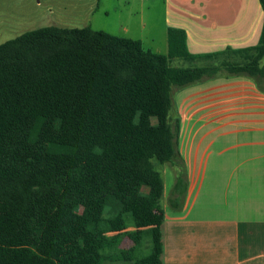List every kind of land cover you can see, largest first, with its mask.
<instances>
[{
  "label": "trees",
  "instance_id": "trees-1",
  "mask_svg": "<svg viewBox=\"0 0 264 264\" xmlns=\"http://www.w3.org/2000/svg\"><path fill=\"white\" fill-rule=\"evenodd\" d=\"M216 57L190 52L179 28L168 30L167 53L90 25L44 26L1 43L0 264H104L107 248L132 264H163L155 161L175 171L172 209L188 190L174 92L222 70L264 92V18L258 44ZM123 236L133 245L120 247ZM146 236L152 247L141 255Z\"/></svg>",
  "mask_w": 264,
  "mask_h": 264
},
{
  "label": "crops",
  "instance_id": "crops-1",
  "mask_svg": "<svg viewBox=\"0 0 264 264\" xmlns=\"http://www.w3.org/2000/svg\"><path fill=\"white\" fill-rule=\"evenodd\" d=\"M161 2L167 34L183 29L194 54L218 62L219 51L258 44L264 18L259 0ZM101 3L89 9L94 13ZM89 20L81 18L82 27ZM141 22L146 28L143 16ZM176 92L188 190L182 211L171 212L175 178L163 176V264H264V92L251 78L224 72Z\"/></svg>",
  "mask_w": 264,
  "mask_h": 264
},
{
  "label": "rangeland",
  "instance_id": "rangeland-1",
  "mask_svg": "<svg viewBox=\"0 0 264 264\" xmlns=\"http://www.w3.org/2000/svg\"><path fill=\"white\" fill-rule=\"evenodd\" d=\"M97 0H0V44L15 38L16 36L32 29L57 25L60 27H82L81 18H89V24H94L93 29H100L119 36H129L141 39L144 45L159 53H166L168 50V34L160 16L162 15L161 0H101V8L94 12L89 9L91 3ZM160 4V5H159ZM108 14H107V12ZM141 16L145 18L148 25L143 28ZM148 20V21H147ZM127 24L129 30L124 29ZM158 52V51H157ZM218 64V62H214ZM174 66H196L201 65L198 61H187L181 58L172 60ZM224 72V70H222ZM191 86V85H190ZM174 92V97H175ZM175 101V98H174ZM176 109L173 108L171 118H176ZM178 113V112H177ZM156 121L155 119L153 120ZM223 143V142H221ZM55 150L53 146L50 148ZM155 165L162 171L166 179L175 178V171L172 167L160 164L155 161ZM169 169V177L164 175V171ZM175 181V179H174ZM172 182V184L174 183ZM167 184V182H166ZM115 199L109 200L104 215H110V210L116 205ZM165 205V198L162 199V207ZM183 208L171 212L180 213ZM132 225V221L129 220ZM131 227V226H130ZM133 228V227H132ZM133 242L127 236H123L120 247L129 248ZM152 247V239L144 237L141 255H146ZM118 249L107 248L103 250L105 254L104 264H132L131 261L116 259Z\"/></svg>",
  "mask_w": 264,
  "mask_h": 264
}]
</instances>
